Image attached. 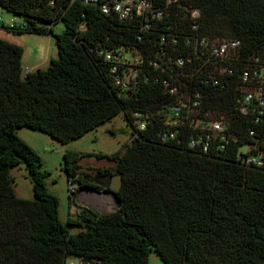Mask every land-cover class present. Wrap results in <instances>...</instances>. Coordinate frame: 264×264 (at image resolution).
Returning a JSON list of instances; mask_svg holds the SVG:
<instances>
[{
  "label": "trees",
  "instance_id": "1",
  "mask_svg": "<svg viewBox=\"0 0 264 264\" xmlns=\"http://www.w3.org/2000/svg\"><path fill=\"white\" fill-rule=\"evenodd\" d=\"M154 1L162 15L142 29L140 18L121 19L82 0H0V7L21 18L17 25L2 23L13 31L46 34L57 20L63 24L54 35L57 57L26 75L22 46L0 38V264H64L70 255L89 264H146L149 249L165 264H264V164L237 157L238 146L248 142L256 143L251 153L264 159L258 123L237 110L241 63L231 74L214 77L205 55L198 66L192 52L196 36L238 39L241 57L263 48L264 0ZM192 8L199 10L195 20ZM122 46L158 63L143 66L136 90L128 94L114 84L104 57ZM168 56L190 60L177 66ZM172 85L198 93L204 110L232 125L233 139L222 147L211 143L207 152L188 146V128L161 140L156 110L174 100ZM121 110L131 128L133 111L154 116L136 134L132 128L122 150L95 154L113 162L112 170L95 174L121 178L116 208L102 213L81 206L63 223L58 198L39 172L40 156L16 128L67 142ZM250 128L256 132L248 134ZM81 155L62 152L66 179L93 186V175L79 170ZM20 162L32 198L14 191L9 171ZM73 225L82 229L70 233Z\"/></svg>",
  "mask_w": 264,
  "mask_h": 264
},
{
  "label": "built area",
  "instance_id": "2",
  "mask_svg": "<svg viewBox=\"0 0 264 264\" xmlns=\"http://www.w3.org/2000/svg\"><path fill=\"white\" fill-rule=\"evenodd\" d=\"M82 1L96 4L102 12H112L121 19L140 18L142 29L149 28L152 22L162 15V8L155 5L154 0ZM172 1L175 0H166L165 4L168 5ZM198 15V9L192 8L190 10L191 19L195 20ZM2 23L13 26L20 21L16 23L13 20H8ZM192 41V52L196 61L199 60L196 64L201 65L202 54H204L205 60L210 62L211 75L214 77L231 74L235 69V62L241 63L238 75L240 85L237 110L258 123L261 133L258 134L256 140L264 143V131L262 132L264 130V47L255 53L241 57L238 39L222 38L213 41L206 37L196 36L192 38ZM104 57L110 61V72L114 84L127 94L136 90L139 73L142 72L146 63L158 65L157 61L150 56L144 57L135 48L128 46H122L115 51H107L104 53ZM166 58L168 62H173L177 66H184L185 61L190 60V57L182 56H174L173 58L168 56ZM28 71V68H24L22 75H26ZM168 91L175 95L174 100L156 110L161 121V128L158 131L161 140L173 138L178 131L188 128L192 130L188 146L198 147L199 150L207 152L212 145L211 143L215 142V147H222L229 142V139H233L234 129H232V125L226 122L223 116L217 117L212 111L204 110L198 93L190 95L186 92H179L175 85L169 86ZM152 115L153 113L141 111L131 113V126L134 134L137 130L145 128ZM255 132L256 130L253 128L248 129V134ZM243 147L245 149H242ZM252 147H256V143L245 142L241 144L237 149V157L244 164L262 166L264 164L262 153H251ZM68 185L70 194H75L77 185L75 183ZM71 256L73 255H70L69 259L65 258L64 264H89L79 256H73L75 259Z\"/></svg>",
  "mask_w": 264,
  "mask_h": 264
},
{
  "label": "rangeland",
  "instance_id": "3",
  "mask_svg": "<svg viewBox=\"0 0 264 264\" xmlns=\"http://www.w3.org/2000/svg\"><path fill=\"white\" fill-rule=\"evenodd\" d=\"M7 19L21 21V18L17 14L0 7V38L22 46L21 70L26 66H30L32 63H35L34 68H46L50 64V59L57 57L54 35L60 33L63 29L61 20H57L52 25V33L36 34L17 32L2 26V22L8 21ZM16 132L19 137L39 154L41 161L38 168L39 172L44 174L43 180L47 189L58 198V215L64 223L67 215L73 217L79 209L75 208L74 213H68L70 190L66 179L67 176L61 165L62 152L66 149L81 152L82 155L78 158L79 170L87 171L92 175L97 173V169L103 170L104 168H108L112 170L113 162L111 160L104 157H97L95 154L113 153L122 150L124 145L129 142L131 127L126 123L123 111L121 110L97 127L67 142L57 141L44 132L32 130L25 126L17 127ZM242 149H245V147ZM9 172L13 177L12 185L16 195L24 198H32V182L25 168V164L20 162L18 165L11 167ZM76 187L74 196L76 193L79 194L78 201L81 205H86V203H88V206L94 205V207L100 209L98 212L102 213H109L117 206L116 199L110 192L108 193L112 195L113 199L102 206L100 199H95L92 194L85 193L83 188ZM98 190L100 192L104 191L103 189ZM101 193L104 195L107 191ZM80 229L82 227L79 225L68 227L70 233H76ZM69 258L70 256H67L66 259ZM71 258L75 259L73 256ZM146 264L165 263L153 249H149Z\"/></svg>",
  "mask_w": 264,
  "mask_h": 264
},
{
  "label": "water",
  "instance_id": "4",
  "mask_svg": "<svg viewBox=\"0 0 264 264\" xmlns=\"http://www.w3.org/2000/svg\"><path fill=\"white\" fill-rule=\"evenodd\" d=\"M104 179L105 181L100 183L101 186L103 187L104 191L110 192L116 199V202H118V199L116 197V191L120 186L121 183V178L118 174H111V173H106L104 174ZM83 190H93L99 192V190L93 186L86 185L82 186Z\"/></svg>",
  "mask_w": 264,
  "mask_h": 264
},
{
  "label": "crops",
  "instance_id": "5",
  "mask_svg": "<svg viewBox=\"0 0 264 264\" xmlns=\"http://www.w3.org/2000/svg\"><path fill=\"white\" fill-rule=\"evenodd\" d=\"M7 20H10V19H7ZM14 21V20H13ZM14 22H19V21H14ZM35 63H32L30 66H26L25 68H28V70H34V69H36V68H34L33 66H35L34 65ZM37 68H39V67H37ZM85 193H90V194H92L94 197L93 198H95V199H101L100 198V195H103V194H101V192H105V191H99V192H97V191H93V190H83ZM107 193H105L104 195H106ZM76 199V201H74ZM113 198H111L110 200H112ZM69 211H68V213H74V209L75 208H80L81 206H88V203H86V205H81L80 203H79V194L78 193H76V195L74 196V194L73 195H71L70 194V197H69ZM76 203V204H75ZM99 205V204H98ZM103 206V205H102ZM88 207H90V208H96V207H94V205L92 206V205H90V206H88ZM95 210H99L100 211V209H95Z\"/></svg>",
  "mask_w": 264,
  "mask_h": 264
},
{
  "label": "flooded vegetation",
  "instance_id": "6",
  "mask_svg": "<svg viewBox=\"0 0 264 264\" xmlns=\"http://www.w3.org/2000/svg\"><path fill=\"white\" fill-rule=\"evenodd\" d=\"M104 173L103 174H94L93 177L91 178V183L93 187L97 189H103L100 183L104 182Z\"/></svg>",
  "mask_w": 264,
  "mask_h": 264
},
{
  "label": "bare ground",
  "instance_id": "7",
  "mask_svg": "<svg viewBox=\"0 0 264 264\" xmlns=\"http://www.w3.org/2000/svg\"><path fill=\"white\" fill-rule=\"evenodd\" d=\"M102 194V193H101ZM100 201H101V205H105V204H107V203H109V201H110V199L111 198H113L112 197V195L111 194H109L108 192H107V194L106 195H100Z\"/></svg>",
  "mask_w": 264,
  "mask_h": 264
}]
</instances>
